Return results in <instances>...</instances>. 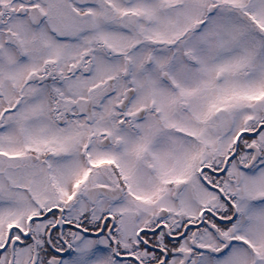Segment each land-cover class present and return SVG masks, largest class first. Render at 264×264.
<instances>
[{
  "label": "snow or ice",
  "instance_id": "snow-or-ice-1",
  "mask_svg": "<svg viewBox=\"0 0 264 264\" xmlns=\"http://www.w3.org/2000/svg\"><path fill=\"white\" fill-rule=\"evenodd\" d=\"M0 264H264V0H0Z\"/></svg>",
  "mask_w": 264,
  "mask_h": 264
}]
</instances>
